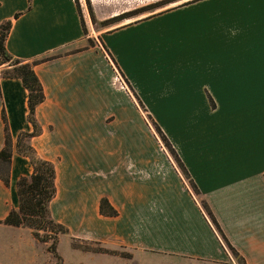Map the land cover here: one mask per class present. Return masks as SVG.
<instances>
[{"label":"crops","instance_id":"1","mask_svg":"<svg viewBox=\"0 0 264 264\" xmlns=\"http://www.w3.org/2000/svg\"><path fill=\"white\" fill-rule=\"evenodd\" d=\"M80 7L76 0H0V24L12 23L6 50L15 59L34 63L43 89L44 101L35 108L42 132L30 139L43 160L47 159L41 147L54 140L50 125L61 131L52 117L90 112L81 108L80 93L87 96L88 88H80L73 76L64 79L58 70L67 58H52L84 40L87 22ZM16 14L20 15L15 18ZM247 32L264 34V0H196L100 35L133 89L141 92L144 106L160 117L159 127L188 179L174 158L167 157L169 172L160 171L158 192L108 195L118 216L100 215L102 198L94 199L92 213L101 231L97 239L141 254L227 264L230 253L202 208L203 201L245 263L264 264V44L248 45ZM189 67L190 79L199 81L181 83ZM204 75L208 81L200 83ZM201 86L211 107L204 96L195 95L181 106L180 114L197 123L205 116V123L176 136V128L162 119L174 114L161 101L183 99V91L196 92ZM28 112L22 82L0 78V151L5 124L12 141L10 183L0 180V223L18 208L17 181L32 173L29 159L16 151L19 135L33 132Z\"/></svg>","mask_w":264,"mask_h":264},{"label":"rangeland","instance_id":"2","mask_svg":"<svg viewBox=\"0 0 264 264\" xmlns=\"http://www.w3.org/2000/svg\"><path fill=\"white\" fill-rule=\"evenodd\" d=\"M194 1L81 0L79 3L76 0L87 22L84 26L85 38L52 58H67V63L58 70L63 73L64 79L73 76L78 79L80 88H88L87 96L80 93L84 98L81 108L90 112L85 116L52 117L59 121L61 131L51 124L50 132L54 140L40 149L41 155L53 163L57 175V195L50 206L51 214L68 229V233L58 235L55 244L53 239L43 243L34 238L28 228L0 223V264H205L164 255L141 254L104 243V239L96 238V235L101 237V231L96 225L98 216L92 213V201L99 197L108 200V195L114 193L136 196L143 189H150L152 194L158 192L155 187L161 179L160 171L169 172L165 158L172 157L157 132L160 117L151 115L144 106L141 92L133 89L101 42L100 35L165 11L179 10ZM89 9L95 16V23L91 21ZM118 16L122 18L107 26L101 25ZM247 43L264 44V34L257 36L247 32ZM186 70L183 68L181 71ZM185 75L181 83L199 81L190 79V67ZM113 76L121 77L127 86L126 93L112 86ZM202 77L204 79L200 83L208 81L207 75ZM201 88L196 92L183 91V99L161 101V105L174 114L162 119L176 128V136L180 137L205 123V116L197 123L194 117L180 114L181 106L191 103L195 95L206 98ZM71 102L75 103L73 99ZM206 105L211 107L207 98ZM159 129L165 137L163 129ZM40 235L45 233L40 232ZM51 246L55 247L57 256L48 251ZM230 256L227 264H240L239 258L231 253Z\"/></svg>","mask_w":264,"mask_h":264},{"label":"trees","instance_id":"3","mask_svg":"<svg viewBox=\"0 0 264 264\" xmlns=\"http://www.w3.org/2000/svg\"><path fill=\"white\" fill-rule=\"evenodd\" d=\"M31 0H29L30 2ZM144 11V10H142ZM91 21L95 23L92 10L89 9ZM20 14H16L17 18ZM122 16H118L111 21L101 23L107 26L111 22L120 20ZM11 21L0 24V78H16L19 79L24 88L28 92V121L33 127L32 133H21L18 138L16 151L18 154L27 157L32 166V173L29 176L21 177L16 184L18 208L12 210L6 219L1 222L3 225L15 228H28L32 230L34 238L40 242L47 243L53 239L56 243V237L68 233L63 225L59 224L52 216L50 205L56 197V170L52 162L43 160L36 154L35 150L30 146V139L41 134L42 129L35 118V108L44 101V93L40 81L38 80L33 64L13 58L6 50L5 42L11 28ZM4 123H6L5 115H2ZM157 132L161 135L166 147L169 149L171 156L174 158L180 172L187 180V172L177 158V154L169 144L168 140L161 134L157 126ZM12 156V141L5 124V146L0 151V180L8 186L10 183V160ZM194 193L197 190L191 182H189ZM202 208L210 218L214 228L220 235L223 243L233 255L240 259V264H246L244 259L231 247L224 235L222 234L218 224L214 220L210 210L205 202L201 201ZM99 213L104 217H116L118 212L111 206L106 198L100 200ZM40 232L45 235L41 236ZM52 232V233H49ZM54 236V237H52ZM48 251L56 255L54 246L48 247ZM57 256V255H56Z\"/></svg>","mask_w":264,"mask_h":264},{"label":"built area","instance_id":"4","mask_svg":"<svg viewBox=\"0 0 264 264\" xmlns=\"http://www.w3.org/2000/svg\"><path fill=\"white\" fill-rule=\"evenodd\" d=\"M111 84L114 88H116L119 91H122L124 93L127 92V86L121 79V77L113 76L111 79Z\"/></svg>","mask_w":264,"mask_h":264}]
</instances>
